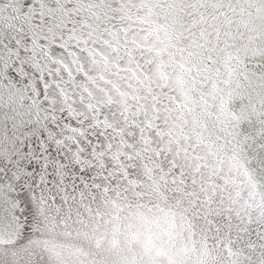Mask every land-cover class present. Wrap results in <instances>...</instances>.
Instances as JSON below:
<instances>
[{"label": "snow or ice", "instance_id": "obj_1", "mask_svg": "<svg viewBox=\"0 0 264 264\" xmlns=\"http://www.w3.org/2000/svg\"><path fill=\"white\" fill-rule=\"evenodd\" d=\"M0 264H264V0H0Z\"/></svg>", "mask_w": 264, "mask_h": 264}]
</instances>
